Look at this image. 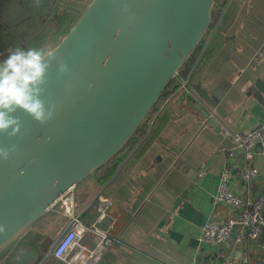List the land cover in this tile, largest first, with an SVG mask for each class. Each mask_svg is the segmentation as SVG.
I'll use <instances>...</instances> for the list:
<instances>
[{
    "label": "crops",
    "instance_id": "crops-1",
    "mask_svg": "<svg viewBox=\"0 0 264 264\" xmlns=\"http://www.w3.org/2000/svg\"><path fill=\"white\" fill-rule=\"evenodd\" d=\"M32 1L35 10L41 9V0L39 5ZM215 11L218 18L213 25L210 22L190 83L198 94L226 84L220 103L225 116L215 113L219 127L205 123L191 96L180 92L177 83L148 116L145 131L135 133L111 159L112 173L101 180L107 163L74 187L83 223L97 222L118 240L99 264H216L218 257L226 256L236 264H264V234L240 242L235 230L221 245L199 240L209 216L221 220L235 211L213 204L227 163L235 171L231 180L235 192L248 198L263 192L264 159L254 161L261 171L257 179L242 180L238 168L244 160L231 154L232 139L222 126L248 132L264 124V52L258 55L264 45V0H227ZM99 190L113 199L100 220L97 208L88 206ZM37 223L16 246L37 247L41 256L37 264H67L52 254V238ZM0 264L9 262L4 257Z\"/></svg>",
    "mask_w": 264,
    "mask_h": 264
},
{
    "label": "water",
    "instance_id": "water-1",
    "mask_svg": "<svg viewBox=\"0 0 264 264\" xmlns=\"http://www.w3.org/2000/svg\"><path fill=\"white\" fill-rule=\"evenodd\" d=\"M84 2L85 0H76ZM215 0H91L53 48L71 72L49 73L46 98L59 111L41 126L23 113L21 135L0 134V147L18 145L0 160V259L37 264V247L7 256L59 197L120 153L151 114L201 40L209 34ZM190 97L219 127L225 89ZM7 257V258H6Z\"/></svg>",
    "mask_w": 264,
    "mask_h": 264
},
{
    "label": "built area",
    "instance_id": "built-area-1",
    "mask_svg": "<svg viewBox=\"0 0 264 264\" xmlns=\"http://www.w3.org/2000/svg\"><path fill=\"white\" fill-rule=\"evenodd\" d=\"M264 52V45L258 55ZM257 56V55H256ZM179 81L178 90L183 94L194 97L195 88L190 83V73ZM226 136L232 139L231 154H237L244 160L238 172L242 180L251 183L261 175L260 169L254 164L258 158L264 159V124L248 132H239L227 124L222 126ZM234 168L227 163L222 171L213 195V204H226L235 209L232 215L224 219L209 216L199 235L202 243L224 244L237 230V240L251 241L264 234V168L263 192L256 198L242 196L233 190L231 180ZM113 199L99 190L88 206L94 205L98 219L107 214ZM77 210L74 187L63 193L53 205L51 211L37 223L38 229L52 238V254L65 260L67 264H99L110 246L118 242L109 237L106 231L97 226V222L85 224ZM216 264H236L230 256L218 257Z\"/></svg>",
    "mask_w": 264,
    "mask_h": 264
},
{
    "label": "clouds",
    "instance_id": "clouds-1",
    "mask_svg": "<svg viewBox=\"0 0 264 264\" xmlns=\"http://www.w3.org/2000/svg\"><path fill=\"white\" fill-rule=\"evenodd\" d=\"M39 5L40 0H36ZM55 64L57 77L71 72L61 52L49 45L10 49L0 60V134L9 138L21 135L23 120L18 112L41 126L52 121L59 111L55 100L46 98L49 73ZM18 145L0 147V160L8 161ZM0 227V232H3Z\"/></svg>",
    "mask_w": 264,
    "mask_h": 264
},
{
    "label": "trees",
    "instance_id": "trees-1",
    "mask_svg": "<svg viewBox=\"0 0 264 264\" xmlns=\"http://www.w3.org/2000/svg\"><path fill=\"white\" fill-rule=\"evenodd\" d=\"M226 2L227 0H215L212 10L211 25H213L218 18V14H216L215 9L217 7L222 9V7L225 6ZM34 10L35 8L33 6L32 0H0V57L3 56L4 58H6L9 50L14 49L15 47H21L25 49L28 48L27 46L21 45V42L23 40L21 39V37L24 36V32H20L19 28L24 27L23 24L25 25V21L29 19V16L31 14L33 19L35 18L37 14ZM69 29L70 28L66 29L64 34H66ZM31 41L36 43H47L45 40L40 38L38 34L32 35ZM204 41L205 39L203 38L200 44L197 46L196 50L187 58L185 64L180 70L181 76L186 77L189 73H191V75L192 73H194V68L192 69V67L195 64L196 56ZM177 83L179 84V81L177 79H174L169 84L162 97L157 102L158 104H156L152 109L150 116L153 114L157 106L168 96V94L171 92V89L174 86L178 85ZM148 119L149 117L138 128L136 132L137 135L145 131ZM111 162L112 161L108 163L105 174L103 176L101 175L102 177L100 176L102 181H104L112 173L113 167L110 165Z\"/></svg>",
    "mask_w": 264,
    "mask_h": 264
},
{
    "label": "rangeland",
    "instance_id": "rangeland-1",
    "mask_svg": "<svg viewBox=\"0 0 264 264\" xmlns=\"http://www.w3.org/2000/svg\"><path fill=\"white\" fill-rule=\"evenodd\" d=\"M89 2H91V0H89ZM85 6L86 5H84L82 9H84ZM48 8L49 6H45L42 9H39V11L34 10L35 13L37 14L35 18L33 19L32 14H31L29 16V19L25 21L26 22L25 25L23 24L24 27L19 28L20 32H24V36L21 37V39H23L21 42L22 46L39 47L43 45H49L53 49L64 37L66 28L72 27L80 16V13H77V14L75 13L74 15L70 16L65 11H63V16L68 17V18H65V21L68 22L67 24L64 22H61L56 17H53V15L49 16V19H45V17H47L46 11ZM58 13L61 14V12L59 11ZM36 19H38L39 21ZM35 34H38L39 37L45 40L47 43L32 42L31 41L32 35H35ZM3 59L5 58L1 56L0 60H3Z\"/></svg>",
    "mask_w": 264,
    "mask_h": 264
},
{
    "label": "flooded vegetation",
    "instance_id": "flooded-vegetation-1",
    "mask_svg": "<svg viewBox=\"0 0 264 264\" xmlns=\"http://www.w3.org/2000/svg\"><path fill=\"white\" fill-rule=\"evenodd\" d=\"M41 2H42L41 9L45 6H49V8L46 11L47 17H45V19H49V16L53 15V17H56L61 22L67 24L68 22L65 21V18L68 17L63 16V11H65L70 16L74 15L75 13L77 14L79 12L73 10L72 8L66 7V5H62V2H65L66 4H71L75 8L82 10L84 5H86L89 2V0H85L84 2H78L76 0H41ZM58 11L61 12V14H59ZM19 250H20L19 246H16L8 258L12 259V257H14Z\"/></svg>",
    "mask_w": 264,
    "mask_h": 264
}]
</instances>
